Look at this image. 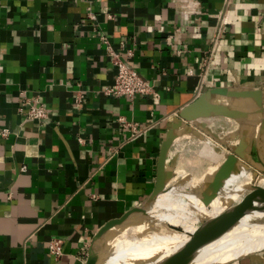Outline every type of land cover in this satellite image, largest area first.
Segmentation results:
<instances>
[{
  "label": "crops",
  "instance_id": "crops-1",
  "mask_svg": "<svg viewBox=\"0 0 264 264\" xmlns=\"http://www.w3.org/2000/svg\"><path fill=\"white\" fill-rule=\"evenodd\" d=\"M111 52L156 97L105 93ZM263 120L264 0H0V264L230 233L264 193ZM249 229L222 264H264V209Z\"/></svg>",
  "mask_w": 264,
  "mask_h": 264
},
{
  "label": "built area",
  "instance_id": "built-area-1",
  "mask_svg": "<svg viewBox=\"0 0 264 264\" xmlns=\"http://www.w3.org/2000/svg\"><path fill=\"white\" fill-rule=\"evenodd\" d=\"M93 17V15L91 16ZM112 62L116 68L114 81L105 89V93L117 96L133 97L134 95H151L156 97L153 86L150 81L142 77L137 70L126 65L117 54L111 52ZM206 67V63L204 65ZM27 117L43 121L47 117V112L42 104H34L25 109ZM118 121L130 132V137L139 136L143 133L144 127L136 122L126 121L123 117H119ZM7 129H2L0 135L5 136ZM25 166L22 167V170ZM48 251L54 256H59L62 252V240L52 237L48 242Z\"/></svg>",
  "mask_w": 264,
  "mask_h": 264
},
{
  "label": "rangeland",
  "instance_id": "rangeland-1",
  "mask_svg": "<svg viewBox=\"0 0 264 264\" xmlns=\"http://www.w3.org/2000/svg\"><path fill=\"white\" fill-rule=\"evenodd\" d=\"M188 180H190V176H186L184 178H179L176 181H174L173 183H178V182L186 183V182H188ZM247 228H249V225L237 237L235 243L231 247L232 249L229 248L227 251L217 253V254L205 259L204 260L205 262L201 261V262H198L195 264H222L227 260H231V259L237 258L238 256H241V254L245 250H247L246 248L251 246L249 244L247 245V242H246L248 235L255 231L254 229L253 230L252 229L247 230ZM229 235H230V233H227L226 238H228ZM209 237H211V236H209ZM206 238H208V237H206ZM185 242H186V240H183L181 242L171 244L167 247H161L157 244H155V245L154 244L153 245L140 244L138 246L134 245V246L120 247L114 253L108 254L109 253L108 251L105 252L106 256L104 255L105 256L104 258L114 260L115 262H118V263H125L128 261V257H127V255H124V252L132 251V252H135L137 254H142L143 256H147L151 249H155L156 252H159L158 256L157 255L155 257L153 256L152 259L148 260L144 264H159L166 257H169L170 255L174 254L175 251L177 252L179 250H183L185 248L184 246L188 244V243L184 244ZM244 242H245V244H244ZM146 245L150 246L151 248L148 250L146 248H143V246H146ZM244 247H245V249H244ZM100 260H102V259H100Z\"/></svg>",
  "mask_w": 264,
  "mask_h": 264
},
{
  "label": "bare ground",
  "instance_id": "bare-ground-1",
  "mask_svg": "<svg viewBox=\"0 0 264 264\" xmlns=\"http://www.w3.org/2000/svg\"><path fill=\"white\" fill-rule=\"evenodd\" d=\"M258 212L259 211L249 212L248 215L242 220V222L230 232V235L228 236V238H226V234L224 233L223 235L218 236V237L211 236V237L204 239L202 242L193 246V248L191 250V252L194 253L193 259H191L190 261H180L176 264H195V263H198L201 261L205 262L204 261L205 259H207V258H209V257H211L217 253L227 251L229 248H231L233 246L237 237L242 233V231H244V229H246V227L250 224L251 220L254 218V216ZM253 238H254V234L248 235L247 240H246L247 245H248V243H251L253 241ZM244 244H245V242H244ZM143 248H146L148 250L151 247L146 245V246H143ZM244 249H245V247H244ZM185 253L184 252L180 253V256L184 255ZM158 254H159V252H156L155 249H151L147 256H143L142 254H137L135 252L128 251V252H124V255H127V257H128V261L125 263H118V262H115L114 260H110L108 258H103L102 260H100V264H144L148 260L152 259L153 256L154 257L156 255L158 256Z\"/></svg>",
  "mask_w": 264,
  "mask_h": 264
},
{
  "label": "water",
  "instance_id": "water-1",
  "mask_svg": "<svg viewBox=\"0 0 264 264\" xmlns=\"http://www.w3.org/2000/svg\"><path fill=\"white\" fill-rule=\"evenodd\" d=\"M264 126V120L262 121ZM264 166V163H263ZM161 173H159L158 178H160ZM264 209V193L260 195L258 198L252 201V203L245 209V211H241L239 213V218H241L245 212H252V211H262ZM125 216L121 217L120 219H115L108 221L105 223L101 229H99L98 234H102L106 230H108L110 227L113 225L120 223ZM238 220V219H237ZM234 223H231L227 227H224V229L220 230H210L204 233H201L200 235H197L195 237L190 238L188 241H186L184 244L188 243L185 245L183 250H179L175 252L174 254L170 255L169 257H166L162 262L159 264H176L180 261H190L194 257V253L191 252L193 246L197 245L198 243L202 242L206 237L213 236V237H218L226 233L229 229H231L234 225ZM185 253L184 255L180 256V253ZM106 253H101V252H96V251H91L85 261V264H100V259H103L106 255ZM105 255V256H104Z\"/></svg>",
  "mask_w": 264,
  "mask_h": 264
}]
</instances>
